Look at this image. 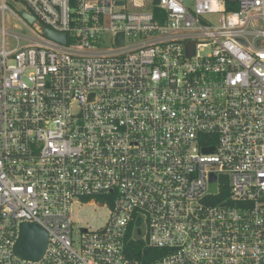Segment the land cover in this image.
<instances>
[{"label": "built area", "instance_id": "obj_1", "mask_svg": "<svg viewBox=\"0 0 264 264\" xmlns=\"http://www.w3.org/2000/svg\"><path fill=\"white\" fill-rule=\"evenodd\" d=\"M0 16V264H264V0ZM76 204L104 225H77ZM23 224L48 234L40 261L14 253Z\"/></svg>", "mask_w": 264, "mask_h": 264}, {"label": "water", "instance_id": "obj_2", "mask_svg": "<svg viewBox=\"0 0 264 264\" xmlns=\"http://www.w3.org/2000/svg\"><path fill=\"white\" fill-rule=\"evenodd\" d=\"M31 23L35 24V17L29 14L24 15ZM44 34L55 41L66 42V36L56 33L50 29H44ZM193 49V43H191ZM192 55L194 51H191ZM48 234L40 226L35 224H23L20 228V235L14 247V253L23 260L40 261L47 249Z\"/></svg>", "mask_w": 264, "mask_h": 264}, {"label": "rangeland", "instance_id": "obj_3", "mask_svg": "<svg viewBox=\"0 0 264 264\" xmlns=\"http://www.w3.org/2000/svg\"><path fill=\"white\" fill-rule=\"evenodd\" d=\"M11 20H12L11 16L8 15L6 17V26L9 28L12 26ZM0 24H1V16H0ZM16 25L18 26L19 24L16 23ZM73 212L75 215L78 216V218L75 219L77 225L79 226L88 225L90 230H95L102 227L106 222L108 216V211L106 209L94 207V205L81 207L80 205L76 204L73 207Z\"/></svg>", "mask_w": 264, "mask_h": 264}, {"label": "trees", "instance_id": "obj_4", "mask_svg": "<svg viewBox=\"0 0 264 264\" xmlns=\"http://www.w3.org/2000/svg\"><path fill=\"white\" fill-rule=\"evenodd\" d=\"M227 10L228 12H232V11H235L237 10L236 7L232 6V5H228L227 7ZM147 252L148 253H153V251H149L146 247H145V244L144 243H135L131 246V254H132V257L135 259V260H138V261H143L144 262V253Z\"/></svg>", "mask_w": 264, "mask_h": 264}]
</instances>
